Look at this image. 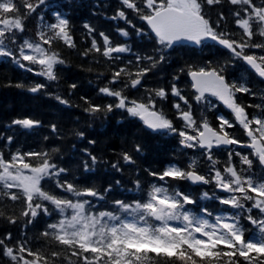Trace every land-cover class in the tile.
I'll return each mask as SVG.
<instances>
[{"label": "snow or ice", "instance_id": "obj_1", "mask_svg": "<svg viewBox=\"0 0 264 264\" xmlns=\"http://www.w3.org/2000/svg\"><path fill=\"white\" fill-rule=\"evenodd\" d=\"M47 2L0 0V58L45 78V83L26 85L17 82L14 85L10 83L9 87L31 93L42 92L48 87V81L59 79L57 66L65 64L53 44L62 41L64 46L76 48L70 21L62 12L53 11L54 21L43 23V15L37 9ZM223 2L119 0L120 7L110 19H122L138 38L152 42L151 53H134L126 42L113 46L103 32L99 33L103 49L93 37L91 46L80 53L85 57L99 53L111 62H122V54L125 53L134 56V60L113 68L108 84L99 88L104 96L115 98L114 102L101 105L82 97L87 105L86 113L107 117L114 110H123L156 135H175L183 148L199 150L208 165L207 172L201 174L198 171L200 162L197 157L190 158L183 167L179 163L168 164L162 171H148L154 182L147 188L142 186L139 178L133 182L139 198L130 202L114 199L111 210H98L97 204L100 201L107 203V194L114 187H120V180L108 184L103 190L96 185L81 186L70 182L63 178L70 170L53 162V153L59 151L56 148L51 151L9 150L7 158L0 150V200L23 205L20 217L26 218L24 228L33 225L41 214L49 219L55 217L53 222L46 223L36 239L47 238L60 248V251L50 252L40 248L33 250L26 235L13 242L12 233L8 232L0 237V256L6 257L8 264H54L57 259L73 264V258L75 264H160L161 261L163 264H241V258L243 264H264V92L260 93L262 104L244 106L237 102V94L256 96L257 93L246 82L230 81L227 76L228 68L235 67V61L239 60L247 71L264 83V54L258 55L255 51L246 54L255 49L264 53V0L259 4L254 0H227V3L238 6L230 15L241 30L239 34L222 27L227 20L224 12H219L213 21L205 10L206 5ZM128 10L135 13L145 27L137 28L128 18ZM33 14L41 24L36 38L30 40L23 36L24 22ZM84 27L89 36L95 31L88 24ZM116 32L123 38L129 37L125 28H117ZM254 37L259 42L254 41ZM212 44L227 50L228 59L223 62L209 59L202 64L181 67L179 73L172 77L169 89L148 88L142 83L149 72L169 62L171 52L177 47L203 49ZM185 72L193 90L191 99L177 86L180 73ZM240 79L244 81L245 77ZM76 87V84L70 85L71 89ZM129 89H143L144 95L130 98L126 94ZM169 95L177 98L172 107L176 110V118L183 122L181 128L174 125L163 108L157 107L158 101L167 100ZM55 99L70 106V102L59 95ZM194 105L199 118L194 115ZM220 105L229 110L232 120L217 115L218 125L214 127L203 110L211 111ZM248 108H255L257 112L250 116ZM41 124L38 119L25 117L13 119L6 127L11 130L19 126L31 130ZM237 125L248 138V143L229 132ZM51 129L55 133L57 126L52 124ZM75 135L83 138L85 133L79 131ZM3 138L6 145L12 144L13 136ZM88 143L94 145L96 141L89 140ZM233 145L249 147L252 158L239 151L228 150L222 169L217 167L221 162L214 158L213 149L227 150ZM141 152L142 146L137 143L132 154L122 152L109 167L122 172L121 161L125 166L135 165L134 154ZM84 154L88 159L81 161L83 172L95 173L102 158L88 149H84ZM234 155L239 158V169L233 163ZM254 160L259 172L253 171ZM178 181H186L189 185H212L214 190L211 195L204 191L198 198H193L190 192L181 191L174 183ZM57 189L63 194H56ZM197 199L215 200L227 207L215 214L207 207H200L197 211ZM254 209L258 210L259 218L252 215ZM242 217L254 228L247 239ZM0 218L10 224H16L18 220L15 215H5L3 210H0Z\"/></svg>", "mask_w": 264, "mask_h": 264}, {"label": "trees", "instance_id": "obj_2", "mask_svg": "<svg viewBox=\"0 0 264 264\" xmlns=\"http://www.w3.org/2000/svg\"><path fill=\"white\" fill-rule=\"evenodd\" d=\"M35 3L36 0H30ZM261 0H254V3L259 4ZM99 5V7H97ZM47 6L46 8H44ZM120 7L119 0H48L47 4L39 8V13L47 16L50 22L54 18L51 13L58 9L66 14L70 21L71 35L76 43V48H68L63 45L62 41H57L53 44V48L58 50L65 60V64L57 66V81H48V87L42 92L31 93L24 89L9 87L8 85L23 82L26 85L35 83H45V78L35 76L31 72L17 68L12 62L6 58H0V150L5 152V158L10 151L15 152L19 149L21 152L27 151H51L56 148L58 152L53 153V162L59 167L69 169V174L65 179L74 182L81 186L96 185L103 190L108 184H114L116 180L121 181L119 188L106 196L107 203L100 201L97 204L98 210H111V201L114 199H123L130 202L133 199L139 198L134 190V181L139 178L144 188L154 182V178L148 175V171H162L166 164L171 160L179 161L183 166L188 163L192 154H195L191 149L185 150L179 144V137L175 135H155L148 131L137 118L128 116L123 110H114L107 117L97 114L95 117L84 111L87 105L83 98H87L95 104L113 103L115 98L104 96L99 92V88L108 84L113 68L123 66L128 60H134V56L123 54V61L111 62L99 53H93L85 57L80 53L91 46L92 38L94 37L101 49L104 45L102 37L99 33L103 32L111 40L116 43L124 41L125 38L117 34V28H126L130 32L131 41L134 43V53H151L153 43L147 38H138L135 31L130 25H127L123 20H112L108 17L115 14L117 8ZM238 6L227 3V0L220 5L205 6V10L213 21L218 18L219 12H224L227 17L226 30L230 33L239 34L241 30L235 25L234 18L230 15L232 11L237 10ZM128 17L137 28L145 27L142 21H139L135 13L128 10ZM24 15L23 10L21 16ZM41 22L39 18L33 14L24 22V35H29L36 38L35 34L39 30ZM85 24L90 25L95 31L88 35V30L84 27ZM254 41L259 42V39L254 37ZM112 43V45H113ZM211 44V43H210ZM259 50V49H258ZM264 54V53H263ZM229 53L219 45L212 44L210 47L203 49L194 46L177 47L171 52L169 62L160 65L158 68L149 72L144 78V83L148 88L164 87L170 88L172 77L179 73V69L187 64H202L204 61L213 59L223 62L228 59ZM240 61H235V67H229L227 70L228 78L232 77V72L238 71L240 77L244 76L250 83L248 86L257 93L256 96L240 93L239 100L244 106L249 104H262L260 93L264 92V83L261 82L250 71H247ZM28 63V62H25ZM146 66V65H145ZM134 70V69H133ZM234 76V74H233ZM238 83L242 81L237 77H233ZM187 73H180V81L186 83L183 91H188L186 96H190V85H187ZM253 82V83H252ZM76 84L75 89H71L70 85ZM112 87H118L112 86ZM51 93L52 95H49ZM130 98L137 99L144 95L143 89H129L126 93ZM59 95L70 102V106L61 104L55 99ZM173 98L169 95L168 99L160 102L158 105L163 108L173 120L177 128H181L182 121L176 118V110L172 107ZM183 107V104L181 105ZM250 114L256 113L257 109L248 108ZM207 115V112L205 113ZM33 118L42 122L41 126L31 130L21 129L19 126H14L11 130L6 126L11 124V121L16 118ZM57 126V131L54 133L51 125ZM234 130L238 138L247 143L244 137L243 130L235 127ZM83 131V138L75 135L76 132ZM8 135L13 136L11 145H6L3 137ZM47 138V139H45ZM89 140H95L94 145L89 144ZM142 146V152L138 155L134 154L136 161L135 165H121L122 172H116L109 167L110 163L116 162L122 152L128 151L132 154L135 144ZM84 149H88L93 155L102 158L101 164L96 166L95 173H85L82 170V160L88 159L84 154ZM227 150H223L222 154L225 157H220L221 164L227 161ZM201 162L199 167L207 172L208 165L202 155L194 156ZM239 164V160H234ZM107 162V163H104ZM255 164V160L253 162ZM219 165V164H218ZM217 165V166H218ZM78 178V179H74ZM158 182V181H157ZM178 185L181 191L187 192L189 184L186 181L174 182ZM131 189L132 191H127ZM195 189L198 190L197 187ZM56 194L62 195L59 190H55ZM95 202V201H94ZM251 206L250 202H247ZM23 205L18 202L0 200V210H3L5 215H15L18 217L16 224L7 223L6 220L0 218V237L11 232L13 242L23 236L31 241L30 247L33 250L40 248L47 252L60 251V248L54 242L47 241V238L39 240L36 237L44 230L46 223H51L55 219H49L41 214L33 225L24 228L26 218L20 217V212ZM252 215L259 218L258 210H253ZM241 223L246 229L245 238L254 228L242 217ZM0 264H8L6 257L0 256ZM54 264H67L66 260H55ZM75 264V258H73ZM160 264H163L161 261ZM241 264H243L241 258Z\"/></svg>", "mask_w": 264, "mask_h": 264}]
</instances>
